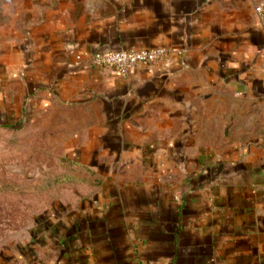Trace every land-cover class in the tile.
Masks as SVG:
<instances>
[{
	"label": "crops",
	"instance_id": "1",
	"mask_svg": "<svg viewBox=\"0 0 264 264\" xmlns=\"http://www.w3.org/2000/svg\"><path fill=\"white\" fill-rule=\"evenodd\" d=\"M259 1L0 0V127L56 114L81 180L11 264H264Z\"/></svg>",
	"mask_w": 264,
	"mask_h": 264
},
{
	"label": "rangeland",
	"instance_id": "2",
	"mask_svg": "<svg viewBox=\"0 0 264 264\" xmlns=\"http://www.w3.org/2000/svg\"><path fill=\"white\" fill-rule=\"evenodd\" d=\"M61 119L47 112L0 127V264H11L36 222L81 181L64 156Z\"/></svg>",
	"mask_w": 264,
	"mask_h": 264
},
{
	"label": "built area",
	"instance_id": "3",
	"mask_svg": "<svg viewBox=\"0 0 264 264\" xmlns=\"http://www.w3.org/2000/svg\"><path fill=\"white\" fill-rule=\"evenodd\" d=\"M254 12L259 18L264 17V0L256 2ZM167 52L163 48L143 50H118L105 53L96 52L92 56V64L107 70L115 71L120 76H125L134 66L154 67L163 64Z\"/></svg>",
	"mask_w": 264,
	"mask_h": 264
}]
</instances>
